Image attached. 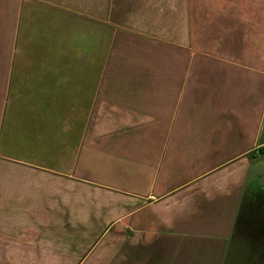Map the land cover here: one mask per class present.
I'll list each match as a JSON object with an SVG mask.
<instances>
[{
  "label": "crops",
  "instance_id": "crops-1",
  "mask_svg": "<svg viewBox=\"0 0 264 264\" xmlns=\"http://www.w3.org/2000/svg\"><path fill=\"white\" fill-rule=\"evenodd\" d=\"M215 1L0 0V264H262L264 9Z\"/></svg>",
  "mask_w": 264,
  "mask_h": 264
},
{
  "label": "rangeland",
  "instance_id": "rangeland-1",
  "mask_svg": "<svg viewBox=\"0 0 264 264\" xmlns=\"http://www.w3.org/2000/svg\"><path fill=\"white\" fill-rule=\"evenodd\" d=\"M218 3L219 0H216L215 5L217 7L219 6ZM220 4L224 5L225 9H247L249 16L256 9H264V0H222ZM258 16V21L264 24V12ZM261 127L262 138H264V117H262ZM247 160L249 162L247 181L254 187L248 193L246 203L242 206L240 214L243 217V225L248 229L247 231L257 228L255 231L260 233V230L264 234V150L258 149L255 153L250 154ZM262 264H264V253H262Z\"/></svg>",
  "mask_w": 264,
  "mask_h": 264
},
{
  "label": "trees",
  "instance_id": "trees-1",
  "mask_svg": "<svg viewBox=\"0 0 264 264\" xmlns=\"http://www.w3.org/2000/svg\"><path fill=\"white\" fill-rule=\"evenodd\" d=\"M259 150H264V148H260Z\"/></svg>",
  "mask_w": 264,
  "mask_h": 264
}]
</instances>
